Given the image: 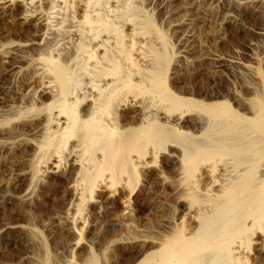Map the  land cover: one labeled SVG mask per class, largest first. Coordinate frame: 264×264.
I'll use <instances>...</instances> for the list:
<instances>
[{"label": "bare ground", "instance_id": "obj_1", "mask_svg": "<svg viewBox=\"0 0 264 264\" xmlns=\"http://www.w3.org/2000/svg\"><path fill=\"white\" fill-rule=\"evenodd\" d=\"M257 18L243 46L259 51L245 54L256 67L223 58ZM204 62L240 82L195 91ZM259 67L264 0H0V264L36 262L16 223L31 160L47 195L36 210L65 245L52 261L98 264L93 247L108 238L107 249L139 248L129 264H264ZM145 214L158 236L136 231Z\"/></svg>", "mask_w": 264, "mask_h": 264}, {"label": "rangeland", "instance_id": "obj_2", "mask_svg": "<svg viewBox=\"0 0 264 264\" xmlns=\"http://www.w3.org/2000/svg\"><path fill=\"white\" fill-rule=\"evenodd\" d=\"M149 12V13H148ZM147 13L150 15L151 13V17L152 16V11L148 8L147 9ZM263 21L260 19L258 20H248V22H245V28L239 30L236 34H234L233 36H231L226 45L221 48L218 49V52L223 55L222 57L225 59L230 60L231 57L235 58H240L239 60L241 61V63L248 65L250 67H256L254 66L251 61L249 60L248 57H245V54H247V52L243 51L244 47L246 44L248 43H256V40H253V36L250 33V31L246 28H249L251 26H259ZM259 24V25H258ZM154 28L156 31L161 32V29L159 28L158 24L154 23ZM165 38L167 39V37L165 36ZM170 44H169V51L167 53H172L174 51V42L173 40H169ZM254 41V42H253ZM212 45V43L210 44ZM223 54H222V53ZM240 53V56H239ZM244 53V54H243ZM237 54V55H236ZM235 55V56H234ZM248 56L250 55V57L252 56H257L259 55V51H252V52H248L247 54ZM239 56V57H238ZM242 56V57H241ZM248 59V60H247ZM239 61V62H240ZM168 68V67H167ZM212 66L209 64V62H204L203 64H201L200 66V73L198 75V78H196L195 80H193L192 82H194V90L197 92H204L205 90L210 93L213 90H215V85L220 84L221 88L220 91L216 90V92L218 91L221 92V94L226 95V93L230 90L233 89V87L235 86V84L237 82H240L239 80H236L234 78V76L225 73L222 77L219 76H213L211 74L212 71ZM264 68H258V75H259V80L260 82H262V84H264ZM201 76V77H200ZM166 82H168L169 79V69L166 70ZM198 79V80H197ZM204 79V80H203ZM208 88V89H207ZM224 89V90H223ZM226 89V90H225ZM211 90V91H210ZM225 91V92H224ZM224 92V93H222ZM237 93H240L238 90H236ZM243 93V92H241ZM263 93H264V89H263ZM262 93V98H264V94ZM225 101H227V103L229 104L230 102L228 101V98L224 99ZM230 105V104H229ZM5 124V123H4ZM31 166H32V171L35 172L34 174V178L32 181V185L30 186V191L32 193V199L29 202L28 205H25L22 208V213H20V217L17 225L21 226L24 231L26 232V244L25 247L28 249V247L32 246V248L34 249V245L39 248L38 251H35V256L32 257V259L36 260V262H33V264H36L37 262L41 261V260H45L47 259V263L48 264H63L64 261L66 262L67 258L64 259H59L57 261H52L51 257H52V249L55 250L57 247H62L65 245H62V241H60V244H56L55 242H51L50 238H48L47 234H46V226L48 224V220H47V213H43L44 215H42L40 211L36 210V207H40L42 205L43 208L46 206V197L47 195L40 192V189L38 187L39 183H40V175L38 174V172H36V164L34 163V160H31ZM168 165V166H167ZM172 164L171 163H166L165 164V169L168 171V176H171L173 174V170H172ZM171 169V171H170ZM143 178L140 177L139 179V183H138V188L142 187L143 182H142ZM158 191V190H157ZM59 204H57L58 206ZM56 207V206H55ZM54 207V208H55ZM53 208H50V210L52 211ZM50 212V211H47ZM7 215V214H6ZM146 216V217H145ZM145 216L143 215L142 219L139 222H136L134 224L135 229L137 232H148L149 234L152 235V233L154 235L152 236H158V234H160L162 232L161 228L158 227L159 226V222L151 216V214H145ZM154 219V220H153ZM157 221V222H155ZM138 224V225H137ZM100 242V243H99ZM97 243H95L92 253L94 252V255L97 257V262L98 264H116L114 263V260H119L117 258V256L120 255V261L119 264H129L131 262V260H133L139 253V248L138 247H134V248H119L117 250L114 249H107L108 247V238H105V240H101ZM101 246V247H100ZM96 247V248H95ZM65 248V247H64ZM132 249V250H131ZM44 250V251H43ZM65 257H67V255H64ZM63 258V257H61Z\"/></svg>", "mask_w": 264, "mask_h": 264}]
</instances>
